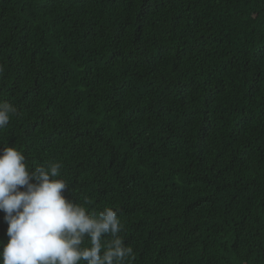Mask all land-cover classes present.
<instances>
[{"label": "trees", "instance_id": "1", "mask_svg": "<svg viewBox=\"0 0 264 264\" xmlns=\"http://www.w3.org/2000/svg\"><path fill=\"white\" fill-rule=\"evenodd\" d=\"M0 102L127 264H264V0H0Z\"/></svg>", "mask_w": 264, "mask_h": 264}, {"label": "clouds", "instance_id": "2", "mask_svg": "<svg viewBox=\"0 0 264 264\" xmlns=\"http://www.w3.org/2000/svg\"><path fill=\"white\" fill-rule=\"evenodd\" d=\"M17 114L13 104L0 102V130ZM62 167L33 169L16 147L0 149V211L10 238L0 242V264H127L134 250L120 235L118 211L106 207L93 215L68 199Z\"/></svg>", "mask_w": 264, "mask_h": 264}]
</instances>
